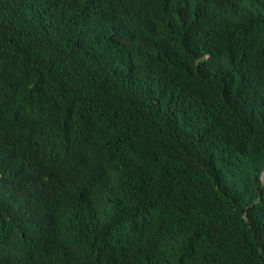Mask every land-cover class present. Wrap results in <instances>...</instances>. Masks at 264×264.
Instances as JSON below:
<instances>
[{"label": "trees", "instance_id": "trees-1", "mask_svg": "<svg viewBox=\"0 0 264 264\" xmlns=\"http://www.w3.org/2000/svg\"><path fill=\"white\" fill-rule=\"evenodd\" d=\"M0 264H264V0H0Z\"/></svg>", "mask_w": 264, "mask_h": 264}]
</instances>
